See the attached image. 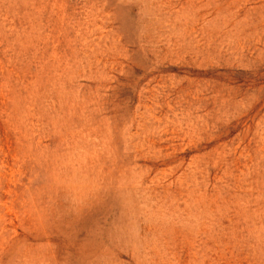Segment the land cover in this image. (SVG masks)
Segmentation results:
<instances>
[{"label": "rangeland", "instance_id": "1", "mask_svg": "<svg viewBox=\"0 0 264 264\" xmlns=\"http://www.w3.org/2000/svg\"><path fill=\"white\" fill-rule=\"evenodd\" d=\"M0 264H264V0H0Z\"/></svg>", "mask_w": 264, "mask_h": 264}]
</instances>
